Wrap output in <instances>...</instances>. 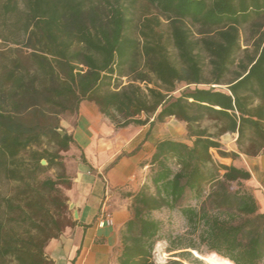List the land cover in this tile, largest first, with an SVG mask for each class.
I'll return each instance as SVG.
<instances>
[{
    "label": "trees",
    "instance_id": "trees-1",
    "mask_svg": "<svg viewBox=\"0 0 264 264\" xmlns=\"http://www.w3.org/2000/svg\"><path fill=\"white\" fill-rule=\"evenodd\" d=\"M0 42V264H53L46 246L76 224L58 131L83 101L116 130L174 118L190 140L157 141L142 164L115 264H158L161 240L165 264H264V212L233 164L264 154V0H0Z\"/></svg>",
    "mask_w": 264,
    "mask_h": 264
},
{
    "label": "crops",
    "instance_id": "crops-1",
    "mask_svg": "<svg viewBox=\"0 0 264 264\" xmlns=\"http://www.w3.org/2000/svg\"><path fill=\"white\" fill-rule=\"evenodd\" d=\"M96 110L94 105L83 101L74 117L60 123L61 126L65 124L64 132L72 138L71 147L80 151L87 163L77 165L70 193L69 205L73 209L72 215L76 212L77 217H73L76 224L46 246V257L53 264H115L120 251L119 231L131 216V200L127 195H120L118 189L130 188L135 192L140 188L144 183L141 179L147 166L139 165L145 164V160L150 158L155 143L163 140H152L149 129L142 128L138 131L143 132L142 139L132 150L142 142V151L148 149V152L140 151L132 157L121 158L113 167L106 168L112 159L105 161L101 158L113 157L114 152L99 149L95 143L94 122L98 120ZM127 128L128 131L124 132L135 130L132 126ZM103 129L107 130L105 126ZM232 135L236 139L237 135ZM135 136L130 138V142ZM221 160L232 163L230 159ZM102 211L110 216V226L98 225Z\"/></svg>",
    "mask_w": 264,
    "mask_h": 264
},
{
    "label": "rangeland",
    "instance_id": "rangeland-1",
    "mask_svg": "<svg viewBox=\"0 0 264 264\" xmlns=\"http://www.w3.org/2000/svg\"><path fill=\"white\" fill-rule=\"evenodd\" d=\"M5 45L0 42V48L4 47ZM126 82L125 79H122V83ZM89 103V102H87ZM90 105H93L90 103ZM89 106V105H88ZM96 109V108H95ZM97 111V110H96ZM98 120L94 122L95 131V143L99 149H106L107 151H113L114 156L108 158H101V160L108 161L112 159V162H109L106 168L113 167L121 158H129L137 154L138 152L142 151L141 143L137 145L136 148L132 150V148L136 145V143L142 139L143 132L138 133L142 128H148L149 126L145 127H134L135 130H131L128 133L124 131H128L127 129H114L113 125L104 117H102L98 113ZM66 121V120H62ZM99 121V123H98ZM62 123V122H60ZM65 124L63 123V126ZM61 126L62 131H64V127ZM103 126L107 128V130L103 129ZM138 133V134H137ZM151 135L152 140L158 139H170L175 141H182L187 144H190V140L186 135V125L182 122L175 120L174 118H167L163 121V123H156L149 129L148 132ZM136 135V136H135ZM135 136V139L130 142V138ZM220 143L222 144V148L225 151H235V136L232 134H224L219 138ZM130 142V143H128ZM101 144V145H100ZM143 153H147L148 149H144ZM212 157L222 164L228 165L230 163L229 160H221L216 151H210ZM264 156L261 154L254 158H249L246 156H241L240 161H235L237 166L245 167L251 174V180L249 181V186L254 190V195L257 199V203L259 205L260 211L264 212V167L260 164V157ZM149 160V159H148ZM148 160H145L147 162ZM63 163H64V172L65 174L72 179L71 187L67 190H64L66 197L68 198V210L72 215V207L69 208L70 204V193L72 191L73 186V179L75 176L77 165L87 163L86 159L83 158L80 151L76 148H70L68 152L63 154ZM142 166V163L139 165ZM148 172L146 169L143 172L142 179L145 182V177ZM145 173V174H144ZM49 174L54 175V171H50ZM137 178H135L136 180ZM138 190V189H137ZM137 190H134L135 192ZM7 191V187H3V192ZM120 195H128L129 193H133L132 190L126 189L122 190L121 188L118 189ZM157 219L163 221L164 229L166 234H170V236L174 237L176 235H182L185 232V224L181 220V218L174 212L168 213L167 211H162L160 213L154 214ZM73 217V215H72ZM168 247V241L161 240L157 242L154 246L152 251V260L158 264H165L169 259V255L166 252V248ZM201 255H199L200 257ZM201 259V258H199ZM202 260V259H201ZM202 262L206 264L203 260Z\"/></svg>",
    "mask_w": 264,
    "mask_h": 264
},
{
    "label": "bare ground",
    "instance_id": "bare-ground-1",
    "mask_svg": "<svg viewBox=\"0 0 264 264\" xmlns=\"http://www.w3.org/2000/svg\"><path fill=\"white\" fill-rule=\"evenodd\" d=\"M199 258H201L206 264H233L230 261L219 257L215 253L204 254Z\"/></svg>",
    "mask_w": 264,
    "mask_h": 264
},
{
    "label": "built area",
    "instance_id": "built-area-1",
    "mask_svg": "<svg viewBox=\"0 0 264 264\" xmlns=\"http://www.w3.org/2000/svg\"><path fill=\"white\" fill-rule=\"evenodd\" d=\"M111 224L112 223L110 216L105 211H102V215L100 220L98 221V225L102 227V226H110Z\"/></svg>",
    "mask_w": 264,
    "mask_h": 264
},
{
    "label": "water",
    "instance_id": "water-1",
    "mask_svg": "<svg viewBox=\"0 0 264 264\" xmlns=\"http://www.w3.org/2000/svg\"><path fill=\"white\" fill-rule=\"evenodd\" d=\"M58 132H59L61 135L64 134V132H63L62 130H59ZM40 163H41V165H45V164H46L44 160H42ZM260 164H261L262 167H264V156H261V157H260ZM69 208H71L70 205H69ZM73 217H74V218L77 217L76 212H74Z\"/></svg>",
    "mask_w": 264,
    "mask_h": 264
}]
</instances>
